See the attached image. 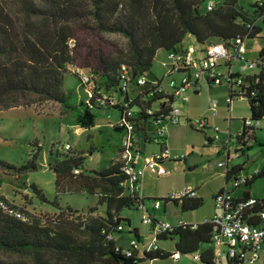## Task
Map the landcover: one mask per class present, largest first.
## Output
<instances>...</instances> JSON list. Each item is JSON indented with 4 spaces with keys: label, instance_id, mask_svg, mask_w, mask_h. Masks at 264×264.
I'll return each instance as SVG.
<instances>
[{
    "label": "trees",
    "instance_id": "1",
    "mask_svg": "<svg viewBox=\"0 0 264 264\" xmlns=\"http://www.w3.org/2000/svg\"><path fill=\"white\" fill-rule=\"evenodd\" d=\"M208 1L18 0L19 10L15 13L0 1V111L47 101L59 102L67 111L73 109V92L64 87L68 66L87 67L105 91L122 93L119 87L122 65H127L134 77L146 76L157 52L183 48L187 34L200 45L216 41L229 45L237 37L257 38L264 30L256 24L264 11V2L260 4L263 0L251 2L252 16L236 7L239 0H213L212 10L206 8ZM249 23L254 24L251 29ZM81 33L89 34L92 42L87 43ZM105 33L121 34L127 39L126 45L120 46L106 38ZM252 77L246 78L251 83L249 90L254 91L248 101L251 119L259 121L264 119V81L255 83ZM126 96L130 97L129 92ZM139 102L137 95L131 105L138 106ZM80 105L83 108L75 114L73 124L83 128L95 126L93 110L101 107L88 98L81 99ZM140 119L139 116L136 119L137 134L143 123ZM111 127L119 135L122 133V141L124 128L115 124ZM103 130L100 128L99 133ZM253 138L256 141L255 127L244 126L239 137L242 151ZM89 142L88 150L71 152V147L68 153H57L50 168L54 171L57 195L95 194L98 204L106 208L105 215L90 214L81 220L80 216H74L77 209L61 206L57 199L50 200L43 189L31 185L39 199L54 205L58 212L47 217L29 214L30 221L26 222L7 215L0 208V264H138L146 258L170 257L171 252L163 249L145 252L142 258L128 257L116 249L114 237L108 238L111 232H123L117 229L119 224L131 225L129 218L120 216L121 210L138 209V202L143 199L125 186L128 175L118 159L121 142L115 147L116 157H102L97 168H86L87 153H103L105 148L96 139L90 138ZM258 143L264 145L261 140ZM39 149L21 166L0 159V167L9 173L37 169ZM234 171L233 167L226 169V181ZM263 176L264 166L253 173L247 185ZM249 195L247 192L244 197ZM0 197L19 207L4 195ZM181 203L183 210H189L200 207L202 200L189 198ZM263 207L264 204H258L245 215L255 221L252 213ZM130 231L141 237L137 227ZM210 233L211 225L200 223L196 228H174L160 239L177 237L175 250L193 253L210 243ZM201 258L206 264H214L213 250L204 249Z\"/></svg>",
    "mask_w": 264,
    "mask_h": 264
},
{
    "label": "built area",
    "instance_id": "2",
    "mask_svg": "<svg viewBox=\"0 0 264 264\" xmlns=\"http://www.w3.org/2000/svg\"><path fill=\"white\" fill-rule=\"evenodd\" d=\"M263 1L260 2L263 5ZM207 10L214 8V1L210 0L206 4ZM257 25L264 27V11L257 18ZM254 24L249 23L251 29ZM244 39L237 37L227 45L223 41L214 43L185 45L176 50H166L165 57L161 60L164 72L161 77L149 80L145 76L134 77L127 65H122L120 70L119 87L125 93H108L97 83L96 76L83 67L75 66V72L85 87L88 99H94L95 105L101 108H115L119 117L114 123L124 128L121 141V150L118 159L121 162L122 170L128 175L125 186L129 192L136 193L142 187L143 177L146 171H150L158 176L166 175L169 170L165 167L166 161H183L187 158L184 152H175L169 142V129L171 126L179 125L183 115L181 107L176 101L187 103L190 95L200 92L205 85L227 84L229 96L227 98L228 115L226 117L227 129L222 130L217 124H213L207 117L188 119V125L205 134V145L215 144L220 152L227 154L226 161L219 162L220 166L228 168V161L233 157H239L243 151L239 137L244 126H253L250 119L243 120V127L236 133H232L231 105L236 99L248 100L249 94L254 91L249 90L251 83L246 80L252 77L255 83L261 79L264 81V44L259 49V54L248 59L246 55ZM73 45V43H71ZM236 62L241 68L239 71L233 69ZM258 69L259 71H249ZM130 87H144L138 94L140 102L138 109L131 105L133 99L127 97ZM152 101L157 106L154 107L146 102ZM219 101L212 99L209 103V111L212 116L219 113ZM150 120L155 125V131L148 137L149 141L160 144L161 149L149 156L143 157L140 147V140L136 132V119ZM113 124V125H114ZM213 131L212 136L206 134V130ZM236 146L232 147V142ZM67 149L71 145H65ZM77 171V170H76ZM253 178L252 174L232 175L226 181L225 187L214 194V211L211 217L206 218L201 223L211 225L210 244L213 246L214 264H256L262 258L264 250V207L252 213L256 216L255 221H250L245 214L248 210L258 204H264V195L237 196L234 191ZM232 182V184H230ZM196 190L191 187H184L177 191L166 194L163 198H155L152 203L153 209H159L162 200L182 201L184 199L196 198ZM0 208L7 215L22 220L30 221V215L20 207L12 204L0 197ZM141 211L142 224L148 227V236L138 238L132 235L127 241L128 246L117 245L116 249L121 250L128 257L142 258L145 252L162 250L158 244L160 237L166 235L174 228L191 226L196 228L200 223H189L183 219L175 221L160 220L153 216L144 201L138 202ZM119 231L126 232V225L121 223L117 226ZM131 230V229H130ZM127 231L132 233L131 231ZM114 233H109L108 238H113ZM150 238V239H149ZM190 254L196 261H201L199 251ZM183 253L172 251L170 257L179 260Z\"/></svg>",
    "mask_w": 264,
    "mask_h": 264
},
{
    "label": "rangeland",
    "instance_id": "3",
    "mask_svg": "<svg viewBox=\"0 0 264 264\" xmlns=\"http://www.w3.org/2000/svg\"><path fill=\"white\" fill-rule=\"evenodd\" d=\"M2 4L13 11L14 13L19 10L18 0H0ZM254 0H239L236 7L242 12H246L252 16L251 2ZM80 36L86 40V42H92L91 36L81 33ZM259 37L248 39L245 42L246 55L248 59H253L259 54V50L255 51V47L261 48L264 43V30L258 34ZM105 37L116 42L120 46H125L127 39L118 33H105ZM185 41H191L196 46L199 44L189 34L185 36ZM186 42V43H187ZM165 49H160L157 53V57L149 71L146 74L147 79L153 80L157 77H161L164 68L161 65ZM76 66H79L76 65ZM75 66H68V72L66 73L64 87L66 90L73 92L71 103L75 106L73 109L65 110L59 102L47 101L41 104H35L30 107H13L7 110L0 111V159L6 160L17 166H21L32 158L34 152L39 148L36 163L37 169L27 170L21 173H9L6 169L0 167V189L7 193L9 200H16V203L21 207L24 212L31 216H54L58 210L49 202H42L39 197L33 192L31 185H36L43 189L46 196L50 199H57L61 206L69 205L73 209H77L78 212L74 216H80L83 220L90 214L105 215L106 208L104 205L98 204V196L89 193H65L57 195L55 190V176L53 169L50 168V163L53 162L57 153H68L65 145L69 143L71 145V152L88 150L90 142L87 140L88 134L96 136V141L100 144H104L102 157L109 158L116 153L115 147L119 144V133L112 129V125L117 121L119 117L118 110L115 108H94L96 114L95 126L82 130V134L76 133V126L73 124L75 114L80 111L83 106L80 105L81 99L86 100L88 95L85 91V87L79 80L75 69ZM81 67V66H79ZM90 71L89 68L83 67ZM241 65L236 62L233 69L239 71ZM249 71H259L258 69ZM229 90L227 84L212 85V89L208 90V93L201 91L197 95H190V98L197 96L199 100L205 101L208 97V106L212 99L219 101V113L214 117V124H217L222 130L227 129L226 117L228 115L227 98L229 96ZM130 97L133 98V89L129 88ZM180 104V103H178ZM190 104V101L189 103ZM182 105L183 107L188 105ZM157 104H154L156 107ZM231 131L236 133L243 127L244 119H251L249 101L246 99H236L231 105ZM200 106L195 107L193 110V118L196 119L198 113H200ZM208 115L211 112L208 110ZM182 122H188L182 120ZM253 123L256 121L252 120ZM154 125L152 122L150 123ZM188 125V123H187ZM155 127V125H154ZM255 127V139L249 140V146H244V151L239 157H233L230 159V163L241 165L242 172L244 174H252L257 172L264 166V145H260L258 140L264 142V119H260L258 124H254ZM104 128L102 133H99V129ZM208 135L212 136L213 131L207 130ZM180 142L179 152H184L192 159L200 158V155H205L204 151V134L188 125L185 133L178 137ZM114 146V148L112 147ZM98 146V143H97ZM194 146V148H192ZM208 155L219 156L212 153L216 150L213 145L208 146ZM193 150V151H192ZM192 151V152H190ZM101 152L87 153L84 165L87 168H97L99 166ZM189 153V154H188ZM99 155V156H98ZM166 168H169V163L164 164ZM222 182V177L215 178L210 185H208V194L204 198L203 204L197 208V210L188 213V217L195 219V222H203L204 219L211 217L212 205L210 201V191L214 189L218 184ZM161 187L170 189L172 181L169 177L164 176L160 179ZM232 184V182H230ZM248 188L254 195H264V176L256 178L250 185L241 186ZM31 188V189H30ZM169 193L174 190H168ZM168 194V193H167ZM11 201V200H10ZM162 204L164 201L162 200ZM147 207L153 212L152 202L146 203ZM93 207L94 210L90 212L89 208ZM122 216H129L131 220V226L126 225V232L115 233L114 238L117 244L121 246H128V240L130 234L127 232L135 227L146 229L147 226L142 224L141 211L135 207H125L121 210ZM126 224V223H125ZM150 239V238H149ZM175 238L159 239L158 244L163 248H168L169 251H174ZM138 264H206L201 261L194 260L190 254L183 253L179 260H174L171 257H163L156 259L146 258L140 261Z\"/></svg>",
    "mask_w": 264,
    "mask_h": 264
},
{
    "label": "crops",
    "instance_id": "4",
    "mask_svg": "<svg viewBox=\"0 0 264 264\" xmlns=\"http://www.w3.org/2000/svg\"><path fill=\"white\" fill-rule=\"evenodd\" d=\"M186 44L187 45L192 44V40L188 41ZM256 50H259L258 46L255 47V51ZM165 54H164L163 58L165 57ZM156 57H157V55H156ZM143 88L144 87H139V88L138 87H132L133 94H134L133 98L136 97L141 92V90ZM210 89H212V85L211 86L205 85L201 91H205L206 93H208V90H210ZM199 93L196 92L193 95H197ZM129 96H130V94H129ZM189 101H190V104H188ZM189 101L187 103H184L182 101H176V104L181 107L183 115L181 117V123L179 125L171 126L169 129V142H170L172 149L175 152H179V150H181V148L179 147L180 142H178V140H179L178 137L183 135L185 133V130L188 128L187 122H182V120L185 121L187 119H192L194 116L193 110L195 109V107L200 106L201 111H200V113H198L199 117H207V119H209V121L211 123H213V121H214L215 116H212V114L208 115V110H209L208 97H207V100L202 101V100H199V98L197 96H193L192 98L189 99ZM178 103H180V104H178ZM154 104L155 103H152L153 106H154ZM185 104H188V105L183 107L182 105H185ZM134 107L136 110L138 109L137 105H135ZM199 117H197V118H199ZM142 122L143 123L139 126V132H138L139 136L138 137L140 140V147H141L142 154H143L142 156L146 157V156H149L152 153L158 151L159 149H161V146L158 143H155V142L148 140V137H150L156 129L154 127V125L152 126L150 124L151 121L149 119L148 120L143 119ZM76 127H77L76 133H78L80 135L82 134L83 129L84 130L87 129V128H83L80 126H76ZM206 134L208 135L207 130H206ZM121 135H122V133H120V135H119V137H120L119 143L121 142ZM87 136H88L87 137L88 141L90 140V138H92V139L96 138V136H94L93 134H88ZM204 137H205V134H204ZM236 144L237 143L235 141L232 142V147L236 146ZM211 145H213V144H211ZM211 145L204 146L203 149L207 153L205 155H202L203 154L202 153L200 155V158H198V159L197 158L192 159L189 155H187V158L183 161H166L165 163H169V168H167L169 170V173L166 175L158 176V175H156L150 171H146V173L143 177L142 187H141L140 191L138 192V196L143 199L145 205L147 202H152L155 198H163L167 193H169L168 190H170V189L177 191V190L182 189L184 187H191V188L195 189L196 194H197L196 198L201 199L202 204H203L204 198L208 194V185H210L215 178L222 177V182L210 191V201H211V205H212L211 215H212L213 211H214V200H213L214 194L216 192L220 191L221 189H223L225 187V184H226V175L225 174H226L227 168L220 166L219 162L224 161V160L226 161L227 154L224 152H220L219 149L217 148V146L214 144V146L216 147V150H213L212 153L217 154L219 156H213L212 154L208 155V149H210V147L208 148V146H211ZM192 148H194V146H192ZM192 151H190V152H192ZM96 152H99V151H96ZM89 154H91V153H89ZM99 155H100V160H99V163H100V161L102 159V153H100ZM114 156L115 157L117 156V152ZM110 157H113V156H110ZM228 167H230V168L233 167L235 169L234 172L236 175H239L240 172H242V169L240 170V168L242 166L232 164V163H230V160L228 161ZM164 176L169 177L172 181V186L170 187V189H165V188L161 187L160 179ZM247 192H249V194H250L249 196H256V197L263 196V195H254L251 193V191L248 188H243V187L236 189L234 191V194L237 196H245V193H247ZM0 195H4L9 200L7 193L4 192L2 189H0ZM10 200L15 204L18 203L16 200H13V199H10ZM163 201H164V204H162L159 209H153V212L149 209L151 211V213L153 214V216L156 217L157 219L169 220V221H175L177 219H183L184 221L189 222V223L196 221L192 217L189 218L188 213L197 210V208L196 209L183 210L182 206H181L182 201H179L178 203L176 201H167L164 199H163ZM120 216H122L121 212H120ZM122 217L129 218V216H122ZM130 222H131V220H130ZM198 222L201 223V221H198ZM138 233L141 237H145V236L147 237L148 236V227L146 229L138 228ZM129 234H130V238L132 235H134V233H129ZM174 238L177 241V237H174ZM116 244H117V242H116ZM117 245H119V244H117ZM161 248L163 250H165L166 252H172V251H169L168 248H166V249L163 247H161ZM206 248H210L213 250V246L210 243H208L206 245H203L198 251L201 253ZM256 264H264V250L262 251V258Z\"/></svg>",
    "mask_w": 264,
    "mask_h": 264
},
{
    "label": "water",
    "instance_id": "5",
    "mask_svg": "<svg viewBox=\"0 0 264 264\" xmlns=\"http://www.w3.org/2000/svg\"><path fill=\"white\" fill-rule=\"evenodd\" d=\"M31 189V188H30Z\"/></svg>",
    "mask_w": 264,
    "mask_h": 264
}]
</instances>
